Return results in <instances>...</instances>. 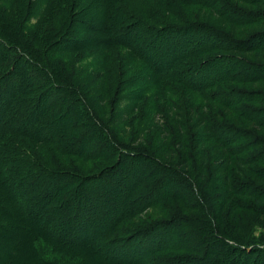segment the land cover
Masks as SVG:
<instances>
[{
    "label": "rangeland",
    "instance_id": "1",
    "mask_svg": "<svg viewBox=\"0 0 264 264\" xmlns=\"http://www.w3.org/2000/svg\"><path fill=\"white\" fill-rule=\"evenodd\" d=\"M23 1L37 7L46 0L20 2ZM5 2L8 4L9 0ZM99 3L100 0H47L45 4L50 5L48 14L52 17L41 24L48 36L59 29L62 31L59 35L63 34L59 39V35L51 38L47 43L51 46L44 48L48 57H54L52 67L67 78L72 88L73 93L69 95L73 96L70 104L74 107L71 109L64 102L59 111L79 115L77 123L82 130L66 134L74 152L60 153L57 148L50 145L45 148L30 139L27 144L21 142L22 147L38 163L54 170L73 171L76 175L72 180L76 183L73 189L79 194L82 190L88 202L104 201V212L111 216L120 206L129 208L126 220L117 223L116 231L105 238L108 245L96 239L101 226L91 224L81 228L83 236L94 237L91 243L95 247L90 253L103 255L109 251L116 256L115 248L122 243L113 246L109 242L149 228L143 233L146 246L162 241L161 251L148 261L154 264L167 260L176 264L202 262L200 258L205 253L202 247L185 237L194 227L193 221L207 218L198 212L203 204L190 189H193L192 180L183 176L189 173L190 178L196 176V160L200 149L206 148L211 177L206 180L205 189L212 190L210 204L213 201L219 205V218L213 216L210 220L212 233L205 257L223 264H264V0H118L113 3L118 8V18L126 16L123 23H131L129 34L142 35L137 43L143 47V53L149 56L154 53L159 65L164 63L157 70L159 74L165 75L169 56L176 55L179 72L171 71L167 79L163 78L168 84L160 83L155 77L157 71L153 73L138 60L127 43L118 44L103 60L99 55L83 52L84 47L93 43L83 41L88 28H76L81 23L73 26V18L85 22L89 6ZM22 14L16 12L10 21L18 23ZM36 14L30 15L31 22L37 20ZM149 29L159 33L149 38ZM170 33H179L182 38L190 36L193 40L200 38L205 45L201 43L198 49H191L193 42L187 45L180 38L178 48L169 50L168 45L174 43ZM188 68L192 72H187ZM18 72L20 76L25 73V82L30 81L28 71ZM15 74L11 76L14 82L20 79ZM178 76L188 83H182ZM9 80L0 84L2 103L6 100ZM44 89L36 91L43 93ZM59 111H54L52 116H58ZM203 118H208L207 122ZM83 131L91 134V147L79 154L77 141ZM133 153L145 158L136 162L129 156ZM184 153L193 158L185 161ZM228 162L232 185L220 179L222 164ZM134 163L141 165L139 173L131 169ZM110 168L117 170L114 178L113 174L105 173ZM35 171L42 174L45 170ZM15 175L18 176L11 174L8 178L15 181ZM108 176L113 180L106 183ZM195 179L200 181L198 176ZM173 180L176 185L167 184ZM128 183L132 188L135 185L131 191L126 189ZM158 189L168 190L170 197L158 196ZM64 190L69 191L70 187ZM231 190L233 193H226ZM146 197H150V202L143 199ZM137 199L138 203H134ZM61 220L58 219L60 227ZM215 234L218 236L213 240ZM212 243L216 245L211 246ZM139 246L134 243L131 251ZM123 247L125 253L121 255L127 257L128 245Z\"/></svg>",
    "mask_w": 264,
    "mask_h": 264
},
{
    "label": "trees",
    "instance_id": "2",
    "mask_svg": "<svg viewBox=\"0 0 264 264\" xmlns=\"http://www.w3.org/2000/svg\"><path fill=\"white\" fill-rule=\"evenodd\" d=\"M20 1L9 0L7 4L5 0H0V52H2V54L0 53V84L10 79L6 85V89L8 88L6 100L2 103L0 99V165L3 166L0 170V264H154L148 261L152 259L153 254L162 249V241H156L154 246H146L147 242L146 239H143V233L149 228L135 231L123 238V240L116 238L113 239L114 242H109L115 246L121 241L122 245L115 248V250L117 249L116 256L109 251H102L103 255L100 252L98 254L90 253V250L95 247V244L91 243L94 237L93 235L83 236L81 228L91 224L101 226V231H99L96 239L100 240V243L104 245L107 242L105 238H107L108 234L111 235L116 231L117 223L125 221L126 217L129 216V208L120 206L117 210L118 212L111 216L109 212H104V201L96 200L95 202L89 200L88 202V196L82 190L79 194L73 189L72 186L76 185L75 181H72L73 176H76L73 171L54 170L42 163H38V161L33 160L30 151L26 147H22L21 142L27 144V140L30 139L45 148L47 145L57 148L60 153L64 150V152H74L71 140L66 138V134L74 131L80 132L82 128L77 123L79 118L77 113L73 116L59 111L61 110V103H67V106H70L71 109L74 106L70 104L72 103L70 100H73V96L69 95L72 92L71 85L68 81L66 82L67 78L60 75L59 70L52 67L54 57H48L45 54L44 47L46 45L48 48L51 46L47 44L49 40L57 37L62 32L59 29L56 33L48 36L46 30L42 31V22H46L52 17V14H48L50 5L45 4L46 0L45 3L37 7L34 6V8L32 4ZM115 2L118 3V0H100V3L94 5V7L89 6V11H86L85 14V22L83 20L76 21L77 17L73 18V26L76 27L77 23H81L76 28H88L83 41L88 42L87 40H89L88 43H93L84 47L83 52L88 51L90 54L99 55L101 60H103L113 48L118 47V44L126 45L127 43L128 48L138 56V60L143 62L146 67L148 66L154 73L164 63L159 65V59H156L154 53H149L150 56L143 53L141 50L143 47H140L137 43L138 38L142 35L133 32L129 34L127 30L130 28L131 23L127 25V22L123 23L126 21V16L118 18V8L117 6L113 7ZM23 3L26 6L25 11H23ZM43 4L46 5L45 8H43ZM20 11L23 13L22 18L18 23H12L10 21L11 17ZM32 14L37 15V20L34 22L30 21V15ZM147 30L145 29V33H147ZM53 31L54 29H52ZM148 33L150 38V35H155L159 32L149 29ZM171 35L174 37V43L171 46L168 45L169 50L178 48V44L181 43L180 38H182L179 33H172ZM60 36L62 37L63 34L59 35L58 39L61 38ZM182 39L184 44L187 45H191V42H193L191 49H198V45H201V43L205 45V42L199 41L200 38L193 40L190 36H186ZM166 42L168 43L169 41L167 40ZM58 52L60 53L61 51ZM169 58L166 62L165 75L159 74L160 71L155 73V77L160 83L168 84L169 81H162L163 78L167 79L171 71V73L179 72L177 71L176 55H171ZM18 64L22 65L18 66ZM18 67L20 69L16 71ZM191 68H188L187 72H192L193 69ZM19 70L21 72L28 71L29 75L27 77H29L30 81L25 82V73L20 76ZM14 72L20 78H16L15 82L11 80ZM186 73L184 76H187ZM178 77L185 85L188 83L181 76ZM170 79L172 78H168V80ZM173 79L178 80L177 77ZM44 87L45 92L42 93L41 91L39 93L36 91ZM2 91L3 88L1 87V96ZM78 105L81 106L79 103ZM54 111H59L60 114L52 116ZM203 120L207 122L208 118H203ZM87 125L94 126L90 122ZM180 129L186 132L182 127ZM78 138L77 142L80 144V148L77 149L78 153H86L87 148L91 147V134L83 131ZM74 143L76 144L75 139ZM197 143L195 141V144ZM189 146L192 147V141ZM81 147L84 149L82 150ZM200 151L201 153L196 160L197 168L195 169V177L197 178L198 176L200 181H197L195 177L190 178V173L183 176V178L189 177L190 182L192 180L193 189L192 187L190 189L193 191L194 196L203 204L198 212L202 213V216L208 220L201 218L199 222L193 221L194 227L189 232H186L188 236L185 238L187 241L191 240L194 242L196 246L202 247L201 250L205 252L200 258L202 262L198 264H215L214 262L223 264L222 261H214L205 257L208 250L206 247L209 246L208 241L212 233L210 224L213 216L219 218V205L216 206L213 201L210 204L212 199L210 198V192L212 190L208 189L206 191L205 189L206 180L211 177L209 170H207L209 165L206 162L207 150L206 148H201ZM211 152L214 153L213 148ZM129 156L134 157L133 160L136 162H140L142 158H145L144 156L139 157L135 153ZM182 156L185 161L193 158L187 153ZM36 163L38 165L35 166L34 164ZM12 166H14L13 169L15 171L12 170ZM36 169L45 171L41 174L35 171ZM131 169L139 173L141 165L134 163ZM106 172H109L110 176L113 174V178L117 176V170L115 169L110 168ZM221 172L223 175L220 179L225 184L230 181V185H232L229 176V162L222 164ZM2 173L5 176L2 177ZM11 174H18V176L15 175L14 177L15 181L13 178H8ZM201 177L204 178V181ZM113 178L108 176L106 183H108V180L112 181ZM129 182L133 181L129 180ZM130 183H128L126 188L127 190L130 188L129 191L135 187L134 185L132 188ZM167 184L176 185L174 180L171 182L167 181ZM67 186L70 187L69 191L64 190L67 189ZM156 186L157 188L159 187L158 182ZM232 190L226 193H233ZM158 191L160 192L158 196L162 195V198L170 197V195H167L170 193L168 190L158 189ZM143 199L150 202V197ZM133 201L138 203V199ZM141 201L142 199H140ZM127 202H129L128 198ZM100 212H103L102 217L99 216ZM59 218L62 219V228L58 223ZM98 221L100 223L103 222V224L100 225ZM213 228L220 232V229H217L215 225ZM61 229L63 232H60ZM224 233L227 232L224 231ZM217 236L215 234L212 239H216ZM227 236L231 235L227 233ZM80 237L84 239L76 240ZM134 243L140 246L137 250L131 251ZM106 244L108 245V242ZM124 244L128 245L127 257L121 255L124 251ZM214 245L216 243L211 244V246ZM194 261L198 262V260ZM176 263V261L171 263V260H167L162 264Z\"/></svg>",
    "mask_w": 264,
    "mask_h": 264
}]
</instances>
